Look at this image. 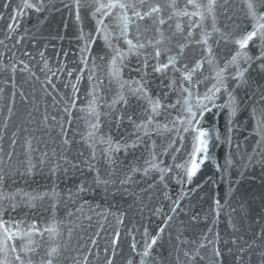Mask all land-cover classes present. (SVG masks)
I'll list each match as a JSON object with an SVG mask.
<instances>
[{
  "label": "water",
  "instance_id": "95a60500",
  "mask_svg": "<svg viewBox=\"0 0 264 264\" xmlns=\"http://www.w3.org/2000/svg\"><path fill=\"white\" fill-rule=\"evenodd\" d=\"M23 2L24 0H0V15L4 17L0 20V40L8 45L6 49L4 44H0V64L7 65L8 69L0 71V89H3L0 92V137H3L0 139V176L4 177L0 182V209L15 202L16 210L6 212L5 220L21 221L22 232L27 231L33 221L37 222L41 231L55 224L60 236L52 240L47 232L42 237L34 235L32 239L35 244L32 247L38 248V252L25 256L19 249L18 253L9 251L8 259L17 264L14 256L19 254L26 261L30 256L33 264H39L47 248L59 245L60 251L55 264H77V261L83 264L85 256L88 257V264H105L106 255L113 259V264H128L129 260L132 264H139L138 253L143 251L145 241L158 236L147 264H190L184 252H191L207 236L213 243L200 249L204 259L199 260L198 264H261L264 242L257 237L261 226H264V138L257 132V119L260 118L261 107L259 89L264 87V79L253 72L248 87H236V82L229 80L230 90L239 102V109L231 125L232 130L228 131L227 117L225 113H221L214 121L220 140L216 141L213 137L209 145V160L191 183L187 182L184 170L175 167L188 158L190 142L186 140L181 150L175 152L174 148L169 147V142L175 140L174 147L180 148L175 133L161 131L157 134L153 131L151 139L144 137V143L136 149H129L127 155L123 149L114 153L116 163L110 165L104 154L107 145L100 142L101 138L106 140L111 136L114 144L117 141L124 143L134 140L139 133H136L134 125L129 123L127 117L131 115L139 123L145 118L143 109L147 105L129 95L127 107L123 103L109 107L117 96L118 87L114 82L109 83L107 62L113 52L104 44L103 39H97L91 46L87 66L81 63L82 55L88 54L81 52L84 41L79 39L80 29H83V34L87 37L96 26L91 10L84 6L92 0H81L80 22L75 17L73 0H44L47 7L41 13L23 9ZM31 2L38 4L40 0ZM101 2L106 4L108 0ZM136 2L139 4V0ZM173 2L175 7H169ZM207 2L208 0H196L200 5H206ZM5 3L10 7L5 9ZM66 4L73 7L66 8ZM153 4L162 6V12L154 15H160L166 20L162 26L165 37L172 36V41L165 40L162 47H172L175 50L177 41L187 42L185 37L189 30L193 32V36L188 37V41L199 39L202 30L212 31V17L207 14L206 7L195 8L188 0H145L144 10ZM216 5L215 23L220 31L213 33L209 44L213 45L216 62L222 65L230 58L236 46L231 40L228 43L221 41L219 46L214 41L219 38L220 33L238 35L244 28L251 31L254 22L246 17L244 0H216ZM18 6L24 15L17 21L19 28L12 33L13 39L7 40L6 25L11 22L9 15H15L14 10ZM174 11H187L190 14L202 12L205 19L201 21L199 15H173ZM169 16L172 17L171 20L168 19ZM106 23L112 30L117 21L110 17ZM137 23L139 32L136 30ZM137 23L131 26L132 37L139 35L142 42L157 37L151 21ZM177 23L184 29L182 34L176 32ZM197 23L201 27H195ZM21 36L25 39L20 44H15ZM119 46L122 51L127 48L123 40L119 42ZM203 47L192 43L186 48L185 55L189 61L199 58ZM25 51L30 52L31 56L24 55ZM41 51L44 52L48 68H44V60L39 55ZM141 51L150 52L151 49ZM248 51L256 54L259 48L250 43ZM93 58L95 67L92 64ZM143 59V55H129L124 61L122 79H140L141 74L132 69L139 67ZM20 60L29 65L31 72L35 73L34 76L19 70L23 67ZM13 64L17 67L14 81L10 79L13 76ZM49 68L51 72L48 71ZM208 68L206 64L204 76L209 75ZM57 69L62 71L57 72ZM52 72H56V75L53 76ZM69 72L72 73L71 76L68 75ZM148 72L150 75L147 86L150 93L155 96L159 92L167 91L161 86L160 75L152 73L151 68ZM90 74L94 76L91 82L88 80ZM172 75L170 72L169 77ZM77 76H81V80L75 97L76 107L70 109L69 115L64 109L67 98L73 94L72 84L76 83ZM47 78H51L55 87L46 82ZM168 82V79L163 81L164 84ZM93 85H99L96 94L101 115L95 139L90 140L87 138L88 122L93 118L86 109L92 99L89 92ZM206 85L210 86L211 82L199 84L201 94L206 90ZM21 92L24 93L23 97ZM177 98L178 93L170 92L169 100L172 103ZM226 100L227 94H223L218 102ZM192 102L195 103V97ZM9 108L12 109L11 114ZM182 113L181 101L175 109H169L164 115L157 117V120L164 124L181 117ZM121 114L125 118L117 127V118ZM45 115L48 117L47 123L43 122ZM52 117H56V120ZM69 120L70 125L66 123ZM56 121L63 123L70 144H63L64 137ZM5 122L7 128L4 127ZM12 140L16 141L14 148ZM29 140L33 149L30 152L26 143ZM153 141L158 154L167 149V155H158L155 163L161 168L171 167L172 170L165 174L163 181L160 179L161 173L157 169H151L147 176L136 173L133 183L120 185L119 180L133 166L140 169L149 166L146 161L151 159L149 153ZM89 144L95 146L94 171H89L82 163L91 158L92 148ZM9 152L13 153L10 160L6 155ZM45 152L48 154L46 157L43 155ZM228 161H231L230 165ZM57 163L67 168V171L62 168L53 175L51 169ZM73 163L80 167H71ZM30 165H34L31 173L27 171ZM97 170L101 179L109 181L107 185L94 183ZM81 184L88 191L76 195ZM230 188L232 194L229 196L227 194ZM25 194L47 195L43 200L34 201L36 207L33 208L28 206V197ZM6 196H15V201L4 200L3 197ZM217 199L222 205L218 219L215 215ZM174 202L179 204L175 212L172 211ZM169 216L172 217L171 220L167 219ZM120 219L123 223H119ZM9 227L15 231L13 224H9ZM160 228H164L163 233L159 232ZM117 231L120 237L115 245L116 255L113 257L111 241ZM0 237H3L2 232ZM233 239L237 240V244L231 243ZM24 242L26 241L17 239L9 241V244L21 245ZM204 242L208 243L207 240ZM133 243H136V252L131 248ZM248 244H251V248ZM241 246L244 248L243 253L238 252ZM213 247L219 248L221 257H213Z\"/></svg>",
  "mask_w": 264,
  "mask_h": 264
},
{
  "label": "snow or ice",
  "instance_id": "6c2138e0",
  "mask_svg": "<svg viewBox=\"0 0 264 264\" xmlns=\"http://www.w3.org/2000/svg\"><path fill=\"white\" fill-rule=\"evenodd\" d=\"M247 12L246 17L251 19L254 23L251 26V31L247 28H244L240 34L233 35L232 33H220L218 39L214 41L216 46H219L220 42L228 43L229 40L236 46L234 52L230 54V58L226 59L225 62L221 65L216 62L213 45L209 44V40L212 39L213 33L219 32L220 30L216 27V0H208L206 5H200L196 3V0H188V3L195 8L206 7L207 14L212 17V31H203L200 34V38L194 41H188V37L193 36V32L189 30L187 32V37L185 40L187 42L180 43L176 42L175 50L172 47H162L165 44V40L169 42L172 41V36L165 37L164 30L162 26L166 23V20L160 15L162 12V6L160 4H153L148 7L147 10H144L143 5L145 0H139L137 4L136 0H108V3H102L101 0H92L91 3H86L84 6L91 10L92 18L96 21V26L93 31L89 32L87 37L83 34V29L81 28V35L79 39L84 41V46L81 48L82 53H87V56L82 55L81 63L87 66L88 56H91V46L96 43L97 39H103L104 44L113 52V55L107 62V75L109 77V83H115L118 87L117 96L113 99L112 105L109 107H114L118 103H123L124 106L129 105L128 96H135L138 101H144L147 105L143 109L145 118L139 123L133 120L132 116L127 117L129 123L133 124L135 127L136 138L131 142L121 143L117 141L113 143L112 137L109 136L106 140L101 138L100 142L107 145L104 149V154L107 162L112 165L116 163L114 159V153L124 150L127 155L129 149H136L140 144L144 143V137L151 139L153 131L155 133H160L161 131L168 133H175V136L179 140L180 148L174 147L176 144L175 140L169 142V147L174 148L175 152H179L184 146L185 141L190 142V151L187 153V159L182 164H176L175 167L182 168L184 174L187 178V182L191 183L193 177H195L200 171L201 167L209 160V145L213 140V137L216 141L220 140V134L216 128L215 120L219 117L221 113H225L227 120L226 126L228 131L232 130L231 125L233 119L239 109V102L234 95L233 91L230 90L229 80L236 82V87H248L250 86L251 74L255 72L258 76L264 79V0H244ZM75 7V17L77 22H80V9H81V0H73ZM5 9L9 8L10 5L5 3L3 5ZM19 7L14 10L15 15L10 14L9 20L11 21L6 25L7 32L5 34V39L12 40V33L16 32L19 28L18 20L23 18L24 13L19 10ZM23 9L33 10L37 13L45 11L46 5L44 0H40V3H32L31 0H24L22 4ZM66 8H72L73 5H64ZM169 7H175V4L169 5ZM173 15L179 16H188V15H199L201 21L205 19V15L202 12L199 13H188L187 11L173 12ZM113 18L117 21L114 29L110 30L106 20L108 18ZM171 16L168 17L171 20ZM3 15H0V20H3ZM138 21H151L154 27L155 32L158 34L154 39H147L146 42H142L139 38V35L132 37L131 35V26ZM191 28V25L189 26ZM195 27L199 28L201 25L197 23ZM176 32L183 33L184 29L181 24L177 23ZM118 29V32H117ZM137 32H139V25L137 23ZM25 39L24 36H21L15 44H20ZM123 40V43L127 45L126 50L122 51L119 46V42ZM192 43L195 45H203L201 49V56L192 61L185 55V50ZM250 43L253 46H258L259 51L256 54H250L248 49ZM0 44H4V47L7 49L8 45L4 43V40H0ZM15 44L13 47H15ZM151 49L150 52H142L141 50ZM10 50V49H9ZM24 55L31 56L30 52L25 51ZM39 55L42 60H44V68H48L47 61L44 56V52H39ZM129 55L140 56L143 55L144 59L139 67L132 69L133 71L139 72L140 79L125 81L122 79V71L124 66V61ZM162 57L164 59H162ZM104 59L103 56L100 57ZM23 65L21 72H29L30 75H35L34 72H31L29 65L23 60L19 61ZM92 64L95 67L96 62L93 58ZM208 65L209 75L204 76L205 65ZM151 68L152 73L159 74L161 77V86L166 88L167 91H162L157 93L155 96L150 93L148 88L149 80L148 77L150 73L148 69ZM7 65L0 64V71H7ZM43 70V69H42ZM49 72L52 70L49 68ZM62 71V69H57V72ZM11 72L13 76L10 77L14 81V74L17 72V67L15 64L11 67ZM173 75L169 77V73ZM199 73V76L197 75ZM179 74V75H176ZM52 75L55 76L56 72H52ZM69 76L72 75L71 72L68 73ZM94 76L89 75V82L93 81ZM168 79L169 82L164 84L163 81ZM81 76H77L76 83L72 84V96L67 98V106L64 111L71 115V108L76 107L75 97L79 92L78 84L80 83ZM205 81H210L211 85H206V90L201 94L199 92V84L204 83ZM48 84L55 87L51 78H47L46 81ZM102 83V81L100 82ZM99 85H93L92 90L89 92V95L92 99L88 103L86 109L89 116L93 119L89 123V131L87 138L94 140L96 133L100 126V115L98 111L99 103L98 96L96 94L97 88ZM195 90V91H194ZM260 91V118L257 119V132L264 138V87L259 89ZM0 92H3V89H0ZM170 92L178 93V98L175 103H172L169 100ZM227 94V100L225 102H218L221 100L222 95ZM13 97L15 93L12 94ZM20 95L23 97L24 93L21 92ZM193 97H195V103L192 102ZM183 113L181 117L170 120L167 123L161 124L157 117L164 115L168 112L169 109H175L178 104H181ZM226 110V112H225ZM9 114H11L12 109H8ZM255 115V109L254 113ZM125 117L123 114L119 115L117 118V127ZM53 120H56V117H52ZM48 117L45 115L43 122L47 123ZM61 128V135L64 137L63 144L68 145L70 141L67 137V133L64 131V125L60 121H56ZM69 125L71 121H66ZM171 124V127H169ZM205 125H208L205 127ZM7 128V123L4 125ZM15 135V133H13ZM3 137H0L2 139ZM28 146V151H32V142L26 141ZM16 144L15 140H12V147L14 148ZM89 147L92 148L91 158L89 160L82 161V163L88 168L89 171L96 170L94 161L96 160V152L94 144H89ZM239 147V146H238ZM156 145L155 141L152 142L151 150L149 155L151 159L146 161L149 165L143 169L133 166L130 169V172L126 173L123 178L119 180L120 185L131 184L134 182L133 177L136 173H142L147 176L151 169H157L160 173L161 181L164 180L165 174L171 171V167L161 168L158 163L155 161L158 159V155H167V149L162 153H157L155 151ZM55 154V153H54ZM8 159L12 158L13 153L9 152L6 154ZM43 155L46 157L48 154L45 152ZM175 159V157H173ZM43 162V161H42ZM66 163H68L66 161ZM163 163V161H161ZM228 164H231V161H228ZM32 167L30 165L28 172L31 173ZM73 168H79V164H71ZM245 166V170H246ZM66 172L67 168H64L63 165L57 163L52 169L51 172L53 175L60 169ZM220 170L219 168L217 169ZM243 175V171L241 172ZM4 179L3 176H0V182ZM96 184L107 185L108 180L101 179L97 170V176L94 179ZM127 190V189H125ZM88 191L83 184L79 185L77 188L76 195ZM232 194V189L227 195ZM27 195V204L30 207H36L34 201L43 200L47 194H25ZM71 198V197H70ZM4 200L15 201V196H6L3 197ZM227 202V201H226ZM175 207L172 209L175 212L176 208L179 207L178 202H174ZM216 209L215 215L218 219L221 214V201L217 199L215 201ZM17 204L15 202L9 203L7 208L0 209V232L3 233V237H0V264H13V261L8 259L9 251L12 253H18L19 251L23 252L25 256H28L29 253L38 252V248L32 247L35 244V241L32 239L34 235L43 236L44 232H47L52 240H55L60 236V231L55 224H51L43 231L37 227V222L33 221L27 231H20L21 221H10L4 219V214L8 211H15ZM53 207H55L53 205ZM236 211V209H233ZM71 215V213H69ZM168 220H171L172 217H167ZM119 223H123V220L120 219ZM9 224H13L15 231L11 230ZM211 231V229H209ZM160 233L164 232V228L159 229ZM147 235V232H145ZM69 236H71V230H69ZM120 233L117 231L114 233V238L111 241L113 245L111 255L114 257L116 255V248L119 241ZM259 240L264 242V226H261L260 233L257 237ZM26 241L21 245L15 243L9 244V241L15 240ZM158 236L151 237L150 240L145 241V246L142 252H139L140 256L139 264H147L148 258L151 257L153 246L157 244ZM207 240L206 244L204 241ZM95 244V241H92ZM212 240H208L207 236H204L197 247L194 248L191 252L185 251L184 256L189 258L190 264H198L199 260H203L204 256L201 254L200 249H205L208 247V244H212ZM232 244H237V240L233 239ZM247 243V242H246ZM248 247L251 248V244H248ZM131 248L136 252L137 246L136 243L131 245ZM60 251L59 245H54L45 250V256L41 258L39 264H55ZM107 253V249L105 250ZM244 248L241 246L238 249L239 253H243ZM213 257L219 258L222 253L218 247H213L212 249ZM261 264H264V253H261ZM14 262L17 264H33V260L29 256L27 261L19 254L14 256ZM77 264H80L77 261ZM83 264H88V257L85 256ZM105 264H113V259L105 256ZM128 264H132V261L129 260Z\"/></svg>",
  "mask_w": 264,
  "mask_h": 264
}]
</instances>
